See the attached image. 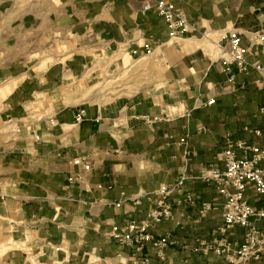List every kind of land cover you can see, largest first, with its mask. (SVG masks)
Instances as JSON below:
<instances>
[{
  "label": "crops",
  "instance_id": "crops-1",
  "mask_svg": "<svg viewBox=\"0 0 264 264\" xmlns=\"http://www.w3.org/2000/svg\"><path fill=\"white\" fill-rule=\"evenodd\" d=\"M171 1L196 28L172 41L161 17L142 12L143 0H58L41 24L23 20L26 48L41 44L38 54L57 61L4 75L0 70V264H132L133 250L107 234L114 226L146 219L159 187L183 174V147L169 142L167 133L176 140L189 134L190 180L170 197L175 220L153 233L171 235L167 255L172 264H225L214 254L191 251L217 236L223 224L217 185L199 177L203 167L223 168L226 134L261 144L244 128H264V83H256L260 74L254 70L243 75L235 69L237 81L229 85L218 44L238 31L250 48L249 62L264 66V45L255 44L264 34V0ZM147 39L155 42L159 57L144 67L151 58H131L124 48ZM130 67L137 74L128 82L129 89L136 87L133 94L96 102L83 96L99 76ZM208 98L216 103L204 107ZM165 107L176 108L179 116L152 127L143 119ZM81 109L86 115L76 124ZM9 118L20 130L6 138L1 131ZM94 151L99 155L88 175L67 163ZM71 173L84 176L92 192L70 184ZM185 192L194 195L193 204H178ZM121 193L126 200L116 208ZM247 198L264 208V197L251 187ZM207 202L217 209L202 216ZM256 226L264 229V221ZM245 232L235 227L230 238L242 239ZM148 254L154 264H162L151 249ZM251 264H264V259Z\"/></svg>",
  "mask_w": 264,
  "mask_h": 264
},
{
  "label": "built area",
  "instance_id": "built-area-1",
  "mask_svg": "<svg viewBox=\"0 0 264 264\" xmlns=\"http://www.w3.org/2000/svg\"><path fill=\"white\" fill-rule=\"evenodd\" d=\"M142 12H154L161 17L169 33V40L182 38L187 33L196 30L192 26L185 13L179 9L171 0H143ZM155 42L152 39L145 40L140 46L124 50L131 58H156ZM256 45H264V34L260 35ZM220 49V63L222 70L227 74V83L234 85L237 81V73L248 75L251 71L260 74L257 84L264 83V66L260 62L251 63L248 60L250 48L244 46L243 35L238 31L229 32L218 44ZM235 69L237 73L235 72ZM215 98H208L203 103L204 107L213 106ZM264 113V108L261 109ZM86 115L85 109H81L75 116V123L81 124ZM176 108L165 107L161 113L153 116H144L143 119L152 127L160 122H171L178 117ZM187 116H190L187 113ZM13 122V120H12ZM14 124V122H13ZM244 130L255 138L262 140L261 144L248 140L234 139L231 134L223 138V168L211 165L201 169L200 179L218 187V193L223 198L222 220L223 224L217 229L218 235L210 241L200 242L191 251L195 254L208 256L214 254L224 260L226 264H251L264 259V229L256 226V221H264V208H256L251 205L247 198V190L251 187L259 197H264V128L245 127ZM201 131H205L201 128ZM169 142L183 147L182 159L184 161V172L180 179L171 184H162L155 192L157 200L155 206L148 212L143 221L131 220L123 228L114 226L107 238L115 240L121 246L131 248L132 264H154L148 252L153 254L162 264H172L167 255V249L172 245L171 235L156 236L153 230L164 222L174 221L175 214L170 203V197L178 192H183L185 184L190 180L188 174L189 161L191 157L189 134L177 140L170 134H165ZM40 137L37 136V140ZM99 155L94 151L73 157L67 163L81 170V173L90 174L94 169L93 157ZM70 184H80L86 192H92L90 183L80 174H70ZM101 188V185H98ZM178 204L186 205L194 203V195L190 192L183 193ZM122 199L114 203V207L120 208L125 202V193H121ZM93 204V203H91ZM214 203H203L201 215L206 216L209 212L216 210ZM235 227L245 228L246 232L242 239H231L230 232ZM51 264H59L57 261Z\"/></svg>",
  "mask_w": 264,
  "mask_h": 264
},
{
  "label": "rangeland",
  "instance_id": "rangeland-1",
  "mask_svg": "<svg viewBox=\"0 0 264 264\" xmlns=\"http://www.w3.org/2000/svg\"><path fill=\"white\" fill-rule=\"evenodd\" d=\"M57 5L58 0H0V70L2 75L14 71V68L19 71L26 70L28 67L36 68L41 66V68H44L42 67L44 62L54 63L57 61L56 59L42 57L41 53L38 54L42 48L41 44L37 43L31 46L30 49L26 48V31H28V28L23 23L24 19L31 18L36 23L39 22L41 24L43 17H47ZM56 45L61 48V44L58 41ZM65 47L63 44L62 48L64 49ZM14 52H17V57L13 56ZM145 61L147 62L144 67H147L149 65L148 61L152 64L155 59H146ZM133 69L130 67L121 70L117 74L109 75L106 73L99 76L92 86L87 85L85 90H82L83 96H88L87 100L89 102H96L100 98L104 100L106 99L105 97L114 98L123 94H133L136 87L131 89L128 87L129 81L137 80L135 78L137 75L136 71ZM152 74L153 70L151 69L147 77L150 78ZM151 80L152 77L149 81L151 82ZM124 88L128 89L129 92L126 93ZM19 130L20 126L13 124L12 118H9L1 132L7 138L9 134H15Z\"/></svg>",
  "mask_w": 264,
  "mask_h": 264
}]
</instances>
